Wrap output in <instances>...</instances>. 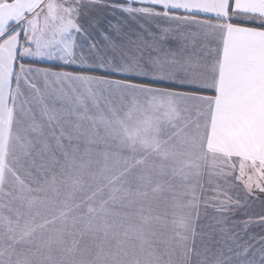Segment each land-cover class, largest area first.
<instances>
[{"label":"crops","instance_id":"crops-1","mask_svg":"<svg viewBox=\"0 0 264 264\" xmlns=\"http://www.w3.org/2000/svg\"><path fill=\"white\" fill-rule=\"evenodd\" d=\"M224 24L197 23L174 63L110 65L157 79L61 68L5 82L0 88V185L9 167L108 166L96 158L116 155L95 143H110L104 137L109 135L120 136L119 158H131L124 152L132 151L135 159L157 153L158 158L217 159L216 166L224 159L243 160L264 168V64L257 62L253 44L233 39ZM129 141L135 148L125 145ZM5 243L0 240V264H23L19 243Z\"/></svg>","mask_w":264,"mask_h":264},{"label":"rangeland","instance_id":"rangeland-1","mask_svg":"<svg viewBox=\"0 0 264 264\" xmlns=\"http://www.w3.org/2000/svg\"><path fill=\"white\" fill-rule=\"evenodd\" d=\"M104 137L110 143L96 142V148H110L116 157L99 154L96 162L108 166L6 168L0 185V240L19 243L23 264H86L77 240L78 226L87 222L95 227L106 223L109 231L103 232L122 243L118 255L98 264H249L259 256L264 245L256 239L264 237V228L245 232L240 221L245 214L264 212V192L255 188L256 182L264 185L261 165L224 159L216 166L217 159H168L157 153L135 159L132 151L124 152L131 158H119L120 136ZM125 145L136 146L133 141ZM94 180L114 182L110 205L117 216H108L111 225L87 208ZM80 200L83 205L75 210Z\"/></svg>","mask_w":264,"mask_h":264},{"label":"snow or ice","instance_id":"snow-or-ice-1","mask_svg":"<svg viewBox=\"0 0 264 264\" xmlns=\"http://www.w3.org/2000/svg\"><path fill=\"white\" fill-rule=\"evenodd\" d=\"M205 20L226 21L228 34L249 40L264 64V0H0V88L30 73L61 68L157 79L110 65L174 63L196 24ZM179 87L210 91L197 83ZM255 188L264 192L259 182ZM240 224L245 232L264 228V212L245 214ZM256 243L264 245V237ZM258 251L249 264L257 259L264 264V247Z\"/></svg>","mask_w":264,"mask_h":264},{"label":"trees","instance_id":"trees-1","mask_svg":"<svg viewBox=\"0 0 264 264\" xmlns=\"http://www.w3.org/2000/svg\"><path fill=\"white\" fill-rule=\"evenodd\" d=\"M98 166H101V165H96L94 167H98ZM72 183L73 182L71 181V184ZM77 183H78L77 181L74 183V189L78 187L76 185ZM113 183H114L113 181L94 180L92 184L91 197L90 198L88 197L89 201L87 202L88 204L87 208L89 206L91 207L92 216L105 217L106 222H109L110 225H111V222L108 216H112V217L117 216L115 213L112 212L114 209V205L113 204L110 205V197H111L110 188L113 185ZM144 183L154 184L155 181H146ZM74 203L75 202H73L72 205H74ZM82 205H83V201L80 200V202H78L77 208L74 206L76 208L75 210H79V207ZM80 221H83L82 217ZM79 227L80 226H78V229L80 231L79 232L80 236H78L77 246L79 245L80 246L77 252H78V255H80V252L85 250L82 257L84 261L86 262V264H98L97 260L101 262L103 259L109 256L119 254L118 249L120 248L122 243L116 241V238H113L110 232H106V233L103 232V231H109V228L108 226H106V223L102 222L100 224H96V227H95L87 222L84 228L81 229ZM81 230L84 233H81ZM93 231L95 232L91 236ZM82 234H84V237H82ZM93 256H95L96 259L92 258Z\"/></svg>","mask_w":264,"mask_h":264}]
</instances>
